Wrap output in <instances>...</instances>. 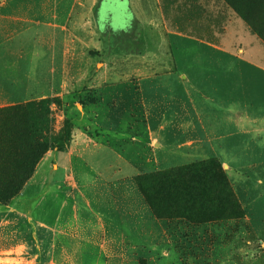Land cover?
I'll return each mask as SVG.
<instances>
[{"label": "rangeland", "instance_id": "1", "mask_svg": "<svg viewBox=\"0 0 264 264\" xmlns=\"http://www.w3.org/2000/svg\"><path fill=\"white\" fill-rule=\"evenodd\" d=\"M28 1L29 38L27 35L23 41L19 38L23 31L21 25L2 24L6 26V37L5 41L0 40V97L9 101L0 103V108L44 103L46 114L43 117L32 115L30 122L48 123L49 137L55 139L61 136L68 121L70 136L60 147L50 148L43 158L51 151L64 156L78 130L98 143L86 157L99 173L108 181L114 177V171L118 170L122 176L116 182L115 195L112 191L110 198L119 207V215L124 217L123 231L116 235L118 239L112 245L113 255L93 256L89 253L88 241L78 240L89 253L81 256L84 263L264 264V208L259 206L253 210L252 217L235 190V166L241 164V171L248 176L246 170L251 160H229L230 165H226L216 159L244 213L243 218L208 223L176 218L166 219L172 222L158 226L142 223L136 216L141 215L142 204L138 201L144 197L135 182L136 175L157 171L152 147L144 135L145 114L137 94L136 75L141 71H162L168 66L161 62L162 55L170 52L165 32L177 31L212 43L233 44L238 46L240 54L243 50L262 53L264 0H233L234 9L225 6L223 0ZM5 2L28 8L26 0ZM20 17L16 16L15 21ZM120 101L127 103L121 111ZM50 168L49 163L38 164L32 177L37 171L35 180L41 183ZM258 175L264 179V164L251 171L253 183ZM134 183L140 194L130 192L129 186ZM253 183L247 185L242 181L240 184L248 189ZM51 189L28 193L29 199L37 202L32 208L33 216L39 215L37 206L41 199L45 205L42 211L45 220L54 225L56 217L60 216L63 218L61 226L69 230L74 191L71 187L59 191ZM218 191L219 202H222L221 197L225 195L219 187ZM86 192L87 197L78 193L81 204H86L85 198L99 204L110 195L103 192V188ZM20 193L17 199L22 198ZM260 201L264 202V197ZM111 215L115 216V212ZM81 216L83 231L91 230L85 208ZM142 233L147 237L152 233L158 235V255L138 253L136 247L142 242ZM6 238V233L0 235L5 244ZM58 243L73 249L76 241L62 238ZM56 258L58 262L63 260L61 256Z\"/></svg>", "mask_w": 264, "mask_h": 264}, {"label": "crops", "instance_id": "2", "mask_svg": "<svg viewBox=\"0 0 264 264\" xmlns=\"http://www.w3.org/2000/svg\"><path fill=\"white\" fill-rule=\"evenodd\" d=\"M5 1L0 4V27L9 22L19 24L23 30L19 38L22 41L29 38V1L26 0L28 8ZM2 27L0 40L5 41L6 26ZM164 35L170 52L162 55L161 62L168 66L162 71H141L136 75L137 94L145 114L144 135L152 147L154 166L160 171L209 159H218L226 165H230L229 160H251L246 170L248 176L241 171V164L235 166L234 180L240 201L253 217V210L259 206L264 208V202L260 201L264 197V179L259 175L254 183L250 179L251 171L264 164V49L262 53L243 50L240 54L238 46L233 44L212 43L170 30ZM8 101L0 97L1 104ZM126 104L118 103L120 111ZM94 145H98L94 139L76 130L64 156L51 151L39 163V166L48 163L52 166L43 182H36V171L23 187L21 199L16 197L8 205H0V235L7 236V244L0 240V264H85L81 259L85 254L113 255L112 245L118 239L116 235L123 231L124 217L119 215V207L110 198L112 191L115 195L116 182L122 176L118 170L114 171V177L108 181L89 162L86 155ZM242 181L254 186L244 189ZM64 187H71L75 197L69 230L61 226L60 216L54 225L45 220L41 199L37 206L39 215L33 216L32 208L37 202L28 195L34 190L59 191ZM129 187L131 193L140 194L135 183ZM101 188L110 194L109 198L103 195L107 199L101 203L85 198L86 204H81L78 200V193L87 197V190ZM138 202L142 210L136 216L137 221L156 226L172 222L157 218L142 196ZM83 208L90 219L88 231H83ZM113 212L115 216L111 215ZM144 237L136 247L138 253L158 255V235ZM62 238L76 241L74 248L60 246L58 241ZM78 240L88 241L89 253ZM57 256L63 260L58 262Z\"/></svg>", "mask_w": 264, "mask_h": 264}, {"label": "trees", "instance_id": "3", "mask_svg": "<svg viewBox=\"0 0 264 264\" xmlns=\"http://www.w3.org/2000/svg\"><path fill=\"white\" fill-rule=\"evenodd\" d=\"M223 2L235 8L233 0ZM45 114L44 103L0 108V203L3 205H8L22 191L50 148L60 147L69 140L68 121L61 136L54 139L49 137L48 123L34 124L29 120L32 115ZM135 182L159 219L208 223L244 217L216 159L139 174ZM218 187L225 195L222 202Z\"/></svg>", "mask_w": 264, "mask_h": 264}]
</instances>
